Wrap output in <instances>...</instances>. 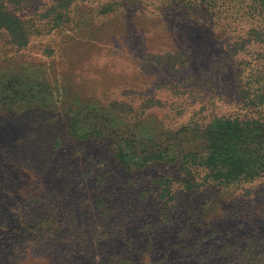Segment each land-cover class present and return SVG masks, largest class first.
<instances>
[{"label": "trees", "instance_id": "16d2710c", "mask_svg": "<svg viewBox=\"0 0 264 264\" xmlns=\"http://www.w3.org/2000/svg\"><path fill=\"white\" fill-rule=\"evenodd\" d=\"M88 1L0 0V118L61 113L66 117L68 137L83 142L108 141L116 166L126 174H136L155 163L178 165L184 177L179 180L182 190L190 193L205 188L211 192L195 209L196 217L192 215L190 224L182 227L186 235L176 233L174 241L162 251L166 258L171 255V247L181 243L184 247L190 242L200 225H205L203 232L210 230L216 235L248 227L245 244L226 242L198 264H264V230L260 237L254 229L261 224L262 214L248 208L255 185L264 178V57L252 50L264 45V0H166L165 11L175 13L181 2L187 26L206 29L209 41L222 44L223 50L209 73L158 89H165L171 97L192 98L202 88H210V79L215 77L224 92L216 99H207L210 108H216L215 102L220 101L232 106H227L230 110L223 114L211 111L208 115L203 105L188 122L177 126L171 123L175 116L181 118L180 111H173L175 101L145 97L134 106L131 99L98 95L96 88L101 83L96 82L102 79L92 77L89 69L93 61L109 60L111 52L122 62L127 51L138 49L140 43L149 50L139 55L144 71L154 74L156 69L179 75L201 43L190 29H180L161 12L127 9L144 0H107L95 8L87 6ZM38 4L43 6L39 20L38 14L36 18L23 16ZM132 35L135 37L128 44ZM49 36L53 38L51 44H32L34 38ZM31 47L37 52L26 53ZM257 59L263 62L256 64ZM112 61L110 64L116 67ZM105 68L101 71L106 79L125 81L121 74L109 76ZM211 92L216 93L214 88ZM16 181L21 196L24 187H32L29 179L18 176ZM152 184L156 199L164 207H175L185 196L178 192L175 200L173 183L167 176L153 178ZM239 195L246 199L238 200ZM141 197L145 199L143 191ZM56 212L52 209L50 215ZM116 258L108 264H141L125 256ZM166 264L197 263L191 259L166 260Z\"/></svg>", "mask_w": 264, "mask_h": 264}, {"label": "rangeland", "instance_id": "374dc122", "mask_svg": "<svg viewBox=\"0 0 264 264\" xmlns=\"http://www.w3.org/2000/svg\"><path fill=\"white\" fill-rule=\"evenodd\" d=\"M104 2L107 0H90L86 5L95 8ZM166 3V0H144L127 9L137 13L161 12L180 29H190L202 46L195 47L191 53L187 69L179 75H167L156 69L154 74L144 71L139 55L143 56L149 50H144L145 45L138 43V49L128 50L122 62L117 61L116 56L113 58L116 53L111 52L113 55L108 54L109 60L102 58V61L91 63V76L102 79L96 82L101 83L96 88L99 89L97 94L108 95L110 99H131L134 106L145 97L160 98L167 103L175 101L173 111H180L181 118L178 120L175 116V122L170 121L173 126L188 122L193 112L203 105L208 115L211 111L218 114L229 111L228 107L232 106L223 105V101L215 102L216 108H210L208 104L209 97L216 99L224 92L223 85L215 77L210 79V88H202L201 93L192 98L171 97L165 89H158L160 85L184 83L187 79H198L209 73L223 50L222 44L209 41L206 29L187 26L188 18L181 2L177 4L175 13L165 11ZM42 8L41 4L33 5L23 16L36 18L35 14H38L36 20H39ZM246 26L247 23L242 24L244 29ZM133 37L128 39V44ZM39 42L51 44L53 38H34L32 44ZM252 50L264 57V45H257ZM34 52H37L34 47L26 51ZM112 60H115L117 68L110 64ZM260 61L263 62L257 59L255 63L260 64ZM107 63L109 68H105ZM103 68L107 69L109 76L124 75L125 81H119L118 77L106 79L101 71ZM118 71L121 73H116ZM192 85H197V82H192ZM89 87L97 86L89 84ZM213 88L216 95L211 92ZM121 91L122 94L117 96ZM65 126L66 117L50 111L0 118V264H108L117 256H125L131 262L141 264L191 259L198 264L226 242H247L248 227L216 235L210 230L203 232L205 225H200L202 228L196 230L199 233H194L190 242L184 243V239H180L185 248L182 243L171 247V255L166 258L162 251L170 244L169 241H174L176 233L186 235L181 231L182 227L192 215L196 217L195 209L211 189L197 191L199 189L196 188V192L190 193L182 190L180 181L184 177L178 165L155 163L136 174H126L116 166L108 141L71 139L65 133ZM18 176L29 179L32 184L31 189L24 187L26 192L22 191V196L17 186ZM162 176H167L173 183L175 200L178 192L185 194L175 207H164L156 199L152 179ZM142 191L145 199L140 198ZM238 197V200L246 199L243 195ZM250 198L248 208L257 209L262 214L261 224L254 227L257 236L261 237L264 230V178L255 185ZM52 209H57L53 216L50 215ZM35 257L42 258V261L34 262Z\"/></svg>", "mask_w": 264, "mask_h": 264}]
</instances>
